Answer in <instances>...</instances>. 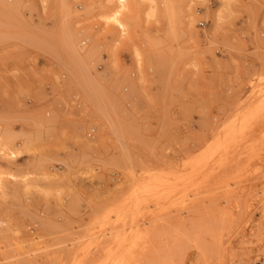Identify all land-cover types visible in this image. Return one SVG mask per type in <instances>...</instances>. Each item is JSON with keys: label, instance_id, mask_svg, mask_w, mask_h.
Here are the masks:
<instances>
[{"label": "rangeland", "instance_id": "1", "mask_svg": "<svg viewBox=\"0 0 264 264\" xmlns=\"http://www.w3.org/2000/svg\"><path fill=\"white\" fill-rule=\"evenodd\" d=\"M263 109L264 0H0V264L262 260Z\"/></svg>", "mask_w": 264, "mask_h": 264}, {"label": "bare ground", "instance_id": "2", "mask_svg": "<svg viewBox=\"0 0 264 264\" xmlns=\"http://www.w3.org/2000/svg\"><path fill=\"white\" fill-rule=\"evenodd\" d=\"M264 110V109H263ZM242 126V125H241ZM239 127V126H238ZM237 127V128H238ZM238 129H240V128H238ZM242 129V128H241ZM231 131V130H230ZM234 131V130H233ZM240 131V130H239ZM232 133V132H231ZM228 136V135H227ZM228 138V137H227ZM224 140H225V138H224ZM233 140V139H232ZM231 139H230V142L232 141ZM226 145H228V143L226 144ZM229 145H230V143H229ZM224 147H225V144H224ZM227 147V146H226ZM228 148H230V147H228ZM227 148V149H228ZM116 239H118L117 237H116ZM115 239V240H116ZM119 240V239H118ZM120 242V241H119ZM262 260H264V245H263V248H262V251L260 252V256H259ZM208 259V258H207ZM124 260V259H123ZM210 260V259H209ZM121 262V261H120ZM122 264V263H121Z\"/></svg>", "mask_w": 264, "mask_h": 264}, {"label": "built area", "instance_id": "3", "mask_svg": "<svg viewBox=\"0 0 264 264\" xmlns=\"http://www.w3.org/2000/svg\"><path fill=\"white\" fill-rule=\"evenodd\" d=\"M253 264H264V260H258L256 262H254Z\"/></svg>", "mask_w": 264, "mask_h": 264}]
</instances>
